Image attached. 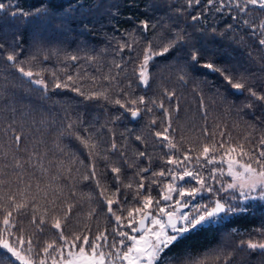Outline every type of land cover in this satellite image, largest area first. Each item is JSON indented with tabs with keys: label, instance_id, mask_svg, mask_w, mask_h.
<instances>
[{
	"label": "trees",
	"instance_id": "1",
	"mask_svg": "<svg viewBox=\"0 0 264 264\" xmlns=\"http://www.w3.org/2000/svg\"><path fill=\"white\" fill-rule=\"evenodd\" d=\"M0 2L11 6L7 11L19 5L24 11L33 12L41 4V0H0ZM50 2L57 6H67L71 0H50ZM157 2L163 3L164 0ZM167 2L169 5L167 9H155L145 15L144 0H84L85 7L81 12H88V6H93V11L87 18L77 17L78 20L83 19L84 24L69 32L65 29L64 22L53 20L52 26L46 31L42 30V35L38 36V44L35 46L40 49L38 53L35 47H30V44L34 43L32 26H29L24 18H17L16 22L20 25V39L25 42L24 47L28 49L24 55H36L33 71L43 70L42 75L49 90L46 94L36 91L35 85L22 84L11 71L0 66V181L3 182L0 183V195L5 197L0 203L7 202L5 194H15L17 202L22 199L21 192H24L29 200L35 196V214L38 218L44 214L46 208L49 209L48 215L45 216L46 221L53 215L50 201H55L57 206L55 215L59 217L63 215L59 208L70 203L73 205L71 214L66 224L62 222L66 236L71 238L72 233L87 230L95 234L98 230L107 228L111 242L114 235L112 234L114 217L107 212L105 203L98 195L95 182L91 179L84 180L83 177L91 175L88 170L91 159L96 167L97 179L106 188V195L108 198H114L112 193L116 190V184L109 165L120 167L123 184L131 182L134 188L138 183V170L149 166L143 157L137 156L139 152L144 151L151 156V171L168 170L170 166L165 165L164 161L167 160L170 150L161 146L157 138L151 135L154 131L162 130L159 125L163 119V110L151 103L153 100L157 103L163 101L165 108L171 113L172 129L175 130L172 136L180 150L175 152V155L179 156L180 152L193 149L194 151H190L189 155L194 157L202 144L211 145L214 141L221 140L225 142L227 148L229 136L231 144L237 146L243 144L245 151L258 155L261 150L259 141L261 136H264V122L254 118L260 117V111L255 110L257 105L253 106L255 111L244 108L247 93L242 95L229 89L218 74H209L205 69L196 72L187 68L186 61L182 59L183 51L174 50L150 62L152 79L148 87H143L133 74L132 69L138 63L137 55L142 58L143 50L150 41L153 50L159 51L166 42L162 37L171 38L167 30L169 28L179 25L181 29L193 33L198 40L199 33L195 32L194 28L199 29L202 26L208 28L215 24L218 32L224 29V19L219 13L204 12V19L194 22L191 20V15L200 12L202 10L200 6L187 8L186 0H167ZM137 4L140 7L131 6ZM95 6H99L98 11L95 10ZM64 11L66 7L59 12V15H63ZM109 11L115 13V17L109 15ZM4 15L5 12H0V16ZM130 17L132 19H129ZM143 19L149 20L148 31L142 32L138 28L134 30L132 21L135 20V23L139 24ZM152 24H156L157 27L153 29ZM247 31V29L240 31L245 43L239 46L234 44L228 35L218 38L215 44L211 43L210 35L206 36L205 43L216 51L206 53L205 58L212 59L221 67L235 66L234 72L245 73L252 79L264 83V59H261L264 57V49L246 35ZM126 32L133 35L126 36L124 35ZM157 40H160L159 45ZM118 42H131L132 50L125 48L118 52ZM73 55L78 59L70 60L69 57ZM86 57L93 59L89 60ZM115 64H120L121 68H116ZM184 68L189 75L182 81L179 77L183 74L181 69ZM53 72L56 74L55 78H59L60 81L71 75L73 81L69 82L70 87L53 89L55 80L52 76ZM105 76H114L116 79L105 80ZM73 87H79L85 94L106 89L110 99L85 100L72 90ZM165 90L175 92V96L169 99ZM125 92L128 93L127 97L124 95ZM139 96L145 98L146 106L151 107L153 111H142V118L134 121L128 117L123 108L110 102L120 99L126 103L128 99ZM176 103L179 104V111L173 112ZM137 106L142 109L145 107L139 104ZM118 116L120 118L116 119ZM153 118L156 119L157 125L148 128L147 125ZM69 124L73 125L72 128L67 127ZM9 125H12L15 131L8 130ZM220 133L224 135L221 136ZM16 135L21 136L19 143L14 140ZM136 135H143L144 142L136 141ZM77 137L87 140L89 147L92 143L96 144L91 158L88 155L89 148H86ZM113 140L119 151L111 150ZM217 147H219L218 143ZM222 151L217 153V156L222 154ZM121 152L124 154L123 157ZM233 155L235 156V153ZM105 156L107 160L104 159ZM125 159L133 167H127ZM243 160L248 162L247 157ZM17 161L23 166L17 167ZM255 166L253 164V167ZM194 167L207 175L211 168L225 169L226 164H210L203 169L200 165L194 164ZM143 175L147 189V177L150 173ZM221 179L225 182L229 181L226 172ZM160 180L164 182V178ZM189 183L194 182L189 181ZM213 187L219 189L221 185L213 183ZM230 194L239 196L237 190L219 192L220 197L225 199ZM125 195L127 201L124 200ZM134 195L132 189L121 187V203L125 208L139 206L133 200ZM151 195L155 208V200L160 196L155 185L152 186ZM212 195L205 192L201 197H197L194 203ZM175 198L174 196V200L169 202L162 201V204H167L169 210H173L176 208ZM231 203L245 208L246 211L230 214L207 231L192 234L180 248L174 251L187 249L189 253L187 258L204 260L205 264H222L227 258V253H232L229 264H249V261L252 264H260L264 257L236 249L235 241L248 238L247 234L253 229L264 228V200L238 199ZM113 210L118 215H126V212H120L116 205H113ZM190 210V207L179 209L181 212ZM2 215L3 213L0 212V216ZM14 216L18 221L17 227H22L24 230L25 239L28 236L33 237L36 252L40 251L44 241L51 242L56 238V231L51 229L50 224L44 226L43 233L36 231L35 225L31 223V211L18 216L14 213ZM233 228L237 233L229 236ZM123 230L129 231L126 227ZM19 234L18 232L17 235ZM38 240L39 244H37Z\"/></svg>",
	"mask_w": 264,
	"mask_h": 264
},
{
	"label": "snow or ice",
	"instance_id": "2",
	"mask_svg": "<svg viewBox=\"0 0 264 264\" xmlns=\"http://www.w3.org/2000/svg\"><path fill=\"white\" fill-rule=\"evenodd\" d=\"M131 6L140 7L138 4ZM195 6H200L202 10L191 15L192 21H201L204 19V12L214 11L221 14L224 19L223 31L218 32L215 24L208 28L203 26L199 29L194 28V31L199 33L198 40L193 33L181 29L179 25H176L175 28H169L167 30L171 38L162 37L166 42L163 43L159 51L153 50L150 41L143 50L142 58L137 55L138 63L132 69L133 74L143 87H148L149 81L152 79L149 68L150 62H153L156 57L165 56L174 50L176 52L183 51L182 59L186 61L187 68H191L196 72L205 69L209 74H218L229 89L242 95L246 92L247 102L244 103L243 107L253 111L259 110L260 117L254 118L264 122V119H262L264 118V83L252 79L250 75H245V73L234 72L235 66L221 67L212 59L205 58L206 53L216 51L205 43L206 36L210 35L212 38L211 43L215 44L218 38L228 35L231 37L232 42L239 46L245 43L244 36L240 35V31L244 29L248 30L246 35L253 39L260 48L264 49V0H186L187 8ZM10 7L9 4L0 2V12H5L4 16H0V66L11 71L22 84L35 85L36 91L46 94L49 88L42 75L43 70L33 71L34 61L37 59L36 55H24L28 49L24 47L25 42L20 39V25L16 22L17 18H24L27 24L32 26V41L34 43L30 44V47H35L38 44V36L42 35V30L46 31L48 27L52 26L53 20H61L64 22L67 31H74L76 27L84 24L83 19L78 20L77 17L87 18L93 11V6H88V12H81V9L85 7L84 0H71L67 6H57L55 3H51L50 0H41L40 6L36 7L33 12L24 11L19 5H16L11 11H7ZM65 7L64 14L59 15V12ZM168 7L167 0H164L163 3H158L157 0H144L143 3L145 15H148L149 11L160 8L167 9ZM95 10L98 11L99 6H95ZM109 15L115 17L116 14L109 11ZM132 23L134 30L138 28L142 32H147L149 29V20L147 19L140 20L139 24H136L135 20ZM151 26L153 29L157 27L156 24ZM161 27H164V25H161ZM124 35L132 36L133 33L126 32ZM156 42L158 45L160 44V40ZM118 44V52L123 51L125 48L132 50L131 42H118ZM35 50L37 53L40 51L39 47H35ZM249 56H251V53H249ZM44 59H47V57H44ZM69 59L75 61L78 57L73 55ZM86 59L91 60L93 58L86 57ZM261 59H264V57H261ZM129 60L131 62V58ZM115 67L121 68V65L115 64ZM181 71L183 74L180 75L179 79L184 81L189 73L186 68L181 69ZM52 76L55 78L56 74L53 72ZM104 79L114 81L116 77L105 76ZM71 81H73L71 75L67 76L64 81L55 78L52 87L53 89L69 88V82ZM204 83L210 82L204 81ZM72 90L84 97L85 100L110 99L106 89L94 91L91 94L81 92L79 87H73ZM120 91H123V89H120ZM165 93L169 99L175 96V92L165 90ZM124 95L127 97L128 93L125 92ZM110 102L123 108L128 117L133 120L142 118V111H153L151 107L146 106L143 96L128 99L126 103L120 99H114ZM151 103L156 104L159 109L163 110V119L159 125L162 130L154 131L151 135L157 138L161 146L170 150L167 160L164 161L165 165L170 166L168 170L151 171V156L144 151L139 152L137 156L143 157L149 166L138 170V183L134 188L131 182L126 185L123 184L120 167L109 165L116 184V190L112 193L114 198H108L106 195V188L97 179L96 167L91 159L88 165L91 175L83 177L84 180L91 179L95 182L98 195L105 203L107 212L114 217L115 224L112 228V234L114 235H112L111 242H109L110 234L107 228L98 230L95 234L91 233V230H87L81 233H72L71 238L66 236L62 222L66 224L71 214L73 205L70 203L59 208V211L63 213L62 217H59L55 215L57 210L55 201H50L53 215L46 221L45 216L48 215L49 209L46 208L44 214L38 218L35 214V196L29 200L25 193L21 192L22 199L17 202L15 194H5L7 202L0 203V212L3 213L0 216V264H49V261L51 264H205L204 260L187 258L189 257L187 249L180 252H176L174 249L180 248L192 234L207 231L230 214L246 211L245 208H240L231 201L238 199L245 201L250 199L264 200V136H261L259 141L261 150L258 155L245 151L243 144L238 146L231 144V137L229 136L227 148H225L223 140L214 141L211 145L202 144L194 157L189 155L190 151H194L193 149L180 152V155L177 156L175 152L180 150L172 136L175 130L172 129L171 113L165 108L163 101L157 103L153 100ZM137 104L145 107L142 109ZM254 104L257 105L255 110ZM172 111H179L178 103ZM119 118V116L116 117V119ZM154 125H157V121L153 118L149 121L147 127L151 128ZM72 126L69 124L67 127L72 128ZM8 130L15 131L12 125L8 126ZM220 135L223 136L224 133H220ZM77 138L86 148H89L88 155L91 158L94 155L92 150L96 148V144L92 143L89 147L87 140L82 137ZM14 140L19 143L21 136L16 135ZM135 140L143 143L144 136L136 135ZM217 143L219 147H217ZM111 150L113 152L119 151L114 140L111 144ZM221 150H223L222 154L217 156V153H220ZM233 153H235V156ZM95 154L99 155V153ZM123 156L124 154L121 152V157ZM244 157H247L248 162H244ZM104 159L107 160L108 158L105 156ZM217 163L227 165L226 171L227 175L231 177V181L225 182L221 179L225 174L224 168L213 167L207 175H204L201 170L194 167V164L200 165V168L203 169L207 165H216ZM253 164L256 166L253 167ZM125 165L129 168L133 167L132 164L127 163L126 159ZM16 166L22 167L23 165L17 161ZM144 173H150L147 177V189H145ZM160 178H164V182ZM189 181L194 183H189ZM180 182L184 183L181 184ZM0 183L3 182L0 181ZM213 183H219L221 187L216 189L213 187ZM153 185L158 188L160 193L159 199L155 200V208H153L154 199L151 195ZM121 187L134 191L133 200L139 204L138 207H124L121 203ZM230 189L237 190L239 196L230 194L227 199L220 197V191L228 192ZM145 191L147 194H145ZM205 192L212 193V197H204L203 201L194 203L197 197H201ZM174 196L176 197V208L169 210V206L162 204V201H173ZM4 198V195H0V201H3ZM124 200L127 201L126 195ZM30 204L31 209H29ZM113 205H116L120 212H126V215H118L113 210ZM189 207L190 211H179V209ZM29 211L32 213L31 223L35 225L37 232L43 233L46 224H50L51 229L56 231V238L51 242L44 241L39 252L35 251L36 245L33 243L32 236L25 239L24 230L22 227H17L18 221L14 216V213L18 216L21 213L27 214ZM125 227L129 231H124L123 228ZM12 229H16V231H12ZM18 232L19 235H17ZM234 233H237L235 228L231 230L229 236ZM247 236L248 238L236 240L235 248L264 257V228L253 229ZM256 237L260 238L256 239ZM39 243L38 240L37 244ZM231 255L232 253H227V258L223 260L222 264H229ZM249 264H252V262L249 261ZM260 264H264V260H261Z\"/></svg>",
	"mask_w": 264,
	"mask_h": 264
},
{
	"label": "rangeland",
	"instance_id": "3",
	"mask_svg": "<svg viewBox=\"0 0 264 264\" xmlns=\"http://www.w3.org/2000/svg\"><path fill=\"white\" fill-rule=\"evenodd\" d=\"M226 169H227V165H226V167H225V172H226V175H227V171H226ZM227 177L229 178V181H231V177H229L228 175H227ZM228 181V182H229ZM231 190H235V189H231Z\"/></svg>",
	"mask_w": 264,
	"mask_h": 264
},
{
	"label": "water",
	"instance_id": "4",
	"mask_svg": "<svg viewBox=\"0 0 264 264\" xmlns=\"http://www.w3.org/2000/svg\"><path fill=\"white\" fill-rule=\"evenodd\" d=\"M234 91V90H233ZM234 92H236V91H234ZM236 93H239V92H236ZM131 119V118H130ZM131 120H133V119H131ZM134 121V120H133Z\"/></svg>",
	"mask_w": 264,
	"mask_h": 264
}]
</instances>
